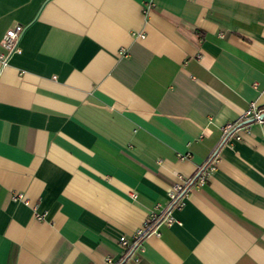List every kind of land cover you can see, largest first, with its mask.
<instances>
[{"label": "crops", "instance_id": "0c3cea01", "mask_svg": "<svg viewBox=\"0 0 264 264\" xmlns=\"http://www.w3.org/2000/svg\"><path fill=\"white\" fill-rule=\"evenodd\" d=\"M14 25L0 264H264V123L238 126L264 117V0H0Z\"/></svg>", "mask_w": 264, "mask_h": 264}, {"label": "built area", "instance_id": "2783aa9c", "mask_svg": "<svg viewBox=\"0 0 264 264\" xmlns=\"http://www.w3.org/2000/svg\"><path fill=\"white\" fill-rule=\"evenodd\" d=\"M24 27L22 25H14L10 27L8 30H6L5 35L2 39V47L4 49V53L0 56V64L1 67L4 66L7 63V60L11 54H13L17 50V42L20 39L22 33H23ZM122 52V51H121ZM120 52V53H121ZM263 115V109H259L254 105H251L249 109H247L242 117L243 119H253L255 122L264 123V117ZM232 128V125L227 124L222 127V138L226 139L228 134L230 133V130ZM213 159L211 158L210 162L207 164L208 169L212 170L213 168ZM185 190L183 189L182 185L174 184L170 191L168 192V196L171 200L176 199L178 195L181 193L183 194ZM20 196V195H17ZM21 197V196H20ZM152 221V219L147 220L144 227L148 226V224ZM169 222V221H168ZM140 228L136 231L134 238H137L139 235H141L144 232L145 228ZM120 245L123 247L124 250H128L130 247L129 241L125 237H121L119 239ZM108 261H110L108 259Z\"/></svg>", "mask_w": 264, "mask_h": 264}, {"label": "water", "instance_id": "95a60500", "mask_svg": "<svg viewBox=\"0 0 264 264\" xmlns=\"http://www.w3.org/2000/svg\"><path fill=\"white\" fill-rule=\"evenodd\" d=\"M251 122H254V120L253 119H244L241 123H239L238 126H242V125H245V124H248ZM198 175H199V173H198Z\"/></svg>", "mask_w": 264, "mask_h": 264}, {"label": "trees", "instance_id": "16d2710c", "mask_svg": "<svg viewBox=\"0 0 264 264\" xmlns=\"http://www.w3.org/2000/svg\"><path fill=\"white\" fill-rule=\"evenodd\" d=\"M179 196V195H178Z\"/></svg>", "mask_w": 264, "mask_h": 264}]
</instances>
